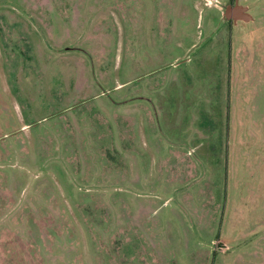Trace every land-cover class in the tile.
<instances>
[{
	"label": "rangeland",
	"instance_id": "obj_1",
	"mask_svg": "<svg viewBox=\"0 0 264 264\" xmlns=\"http://www.w3.org/2000/svg\"><path fill=\"white\" fill-rule=\"evenodd\" d=\"M234 2L0 0V264H264V0Z\"/></svg>",
	"mask_w": 264,
	"mask_h": 264
},
{
	"label": "water",
	"instance_id": "obj_2",
	"mask_svg": "<svg viewBox=\"0 0 264 264\" xmlns=\"http://www.w3.org/2000/svg\"><path fill=\"white\" fill-rule=\"evenodd\" d=\"M225 16L228 20H244L250 21L253 16L248 12V8L239 4V0H235L233 5H229L226 8Z\"/></svg>",
	"mask_w": 264,
	"mask_h": 264
},
{
	"label": "crops",
	"instance_id": "obj_3",
	"mask_svg": "<svg viewBox=\"0 0 264 264\" xmlns=\"http://www.w3.org/2000/svg\"><path fill=\"white\" fill-rule=\"evenodd\" d=\"M2 201H3V200H2ZM3 205H4V204H3V203H1V205H0V206L2 207Z\"/></svg>",
	"mask_w": 264,
	"mask_h": 264
}]
</instances>
